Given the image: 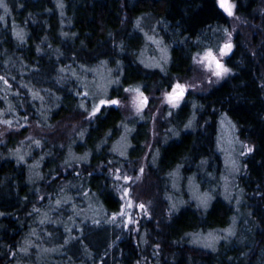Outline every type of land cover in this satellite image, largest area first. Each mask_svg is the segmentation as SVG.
Here are the masks:
<instances>
[{
  "label": "trees",
  "instance_id": "1",
  "mask_svg": "<svg viewBox=\"0 0 264 264\" xmlns=\"http://www.w3.org/2000/svg\"><path fill=\"white\" fill-rule=\"evenodd\" d=\"M234 1L237 15L248 25L235 37L234 54L227 59L235 75L208 93H190L168 121L167 129L182 130L194 101L203 105L197 119L207 131L182 132L179 139L170 138L167 144L152 147L149 161L156 148L161 156L158 166L152 167L155 183L148 194L152 199L158 197L161 209L156 213L151 209L152 221L144 217L133 233V227L126 229L116 217L122 204L108 161L119 165L145 156L148 120L125 121L121 110L113 106L102 109L97 120L89 124L77 107L82 96L74 93L90 91L92 81L101 75L104 79L103 71L117 68L116 59L121 60L124 74L118 94L117 86H111V98L119 99L124 94L122 88L137 85L149 93L168 90L170 81L191 75L192 56L222 43V33L214 34L210 29L219 26L231 30L230 19L219 9L217 0H4L9 12L0 7L4 17L0 21V112L6 114L0 120L12 124L0 123V127L20 131L0 140V264L28 263L27 257H35L39 247L46 257L56 252L53 259L47 258L48 264H264V0ZM61 3L63 9L58 7ZM136 20L141 21L142 31L135 29ZM20 31L23 42L15 35ZM145 32L158 34L157 38L164 37L171 45L168 76L138 63L139 59L150 63L155 53ZM185 37L184 44L176 43ZM196 39L202 41L199 48L193 43ZM121 42L126 48L122 55L119 49L115 56L103 55ZM101 61H107V66H101ZM112 78H116L115 71ZM33 92L44 97L43 106L33 100ZM50 93L54 95L50 97ZM56 96L60 97L59 107L54 106ZM9 107L11 111H7ZM50 107L52 111L47 112ZM41 110L48 117L46 122ZM25 114L28 120L23 119ZM225 114L237 125L241 142L254 148L243 157L236 189L229 188L227 193L221 171L223 152L217 150ZM68 122L70 134L63 140L27 136L32 125L53 133ZM125 124L135 129L129 134L135 150L130 148L127 159L111 150L120 142ZM81 128L88 129L83 142L78 138ZM108 132L117 134L108 140L107 150L97 152L96 145ZM36 140L42 147H36ZM69 146L74 157L90 153L87 163L72 160L79 176L64 163L71 160ZM17 154L24 155L23 164L17 162ZM197 156L208 160L209 175L197 171ZM177 165H182L176 180L181 187L187 177L195 175L196 186L212 196L207 211H197V202L187 199L185 190H173L169 174ZM205 177L213 185L220 181L221 187H206ZM165 196L188 203L169 218ZM157 215L163 219L158 228L154 225L160 221ZM113 216L115 222H109ZM228 230L234 235L220 240L215 251L193 243V237L209 232L224 233L223 237ZM53 238L57 240L51 244ZM44 248L51 252H44Z\"/></svg>",
  "mask_w": 264,
  "mask_h": 264
},
{
  "label": "snow or ice",
  "instance_id": "2",
  "mask_svg": "<svg viewBox=\"0 0 264 264\" xmlns=\"http://www.w3.org/2000/svg\"><path fill=\"white\" fill-rule=\"evenodd\" d=\"M217 4H218L219 9L222 10V12L224 14H226V16L228 18H233L235 16L237 6L233 3H231L230 0H217ZM0 7L3 8L5 13L9 12L7 5L4 3V0H0ZM58 7L63 9L64 5L61 3V4H58ZM61 15H63V12H61ZM3 19H4V17L0 16V21H2ZM161 23H163V22H161ZM135 29L142 31V25H141L140 20H136ZM210 30L214 34H221L222 33V37H221L222 43L218 44L215 49L206 48L203 51L202 55L199 52H197V54L192 56L191 59L195 65L202 66L208 73H210V77L214 78V80L209 78L207 80V83L219 84L221 81H224L225 79L235 75V73L233 72V69L231 67L227 66V63L225 60V58H231L233 56L235 45L233 43L232 33L229 31V29L227 27L221 28V27L217 26L215 29H210ZM151 31L153 33H155V28L151 29ZM165 31H167L166 25H165ZM15 35L18 39H20L23 42V35L24 34L22 31L16 32ZM64 35H67V34L65 33ZM200 35L203 36V33H200ZM144 36H145L146 40H148L151 44L155 45L156 51L158 53H160V55H159V57H153L151 63H145V61L143 59H139L138 63L143 65V67L146 69H150V70L158 69L160 73L164 74V76H168L169 73H168L167 65H169L172 62V58L170 55L171 45L169 43L165 42L164 37L157 38L158 34L149 35L147 32H145ZM187 40H188V37H185L183 41L177 40L176 43L177 44H184L185 41H187ZM193 43L199 48L202 41L200 39H196L193 41ZM117 49H119V53L121 55L126 51L125 45L121 42L119 44H115L110 52H105V53H103V55L115 56V55H117ZM37 51L38 52L40 51L39 48H37ZM142 55H143V53H141V56ZM96 58L99 59V56H97ZM107 63H108L107 61H101V66L106 67ZM114 63H116L117 68L115 70L108 69V75L105 78L106 83L102 87L100 95L90 94L88 91H84L83 93H79V92L74 93L75 95L82 96L77 107L82 113L85 114L83 116V119L87 120L89 122V124H91L97 120V118L102 114V109L111 108L113 106H115L117 108L123 107V104H122L120 99L111 98L108 95V87L111 85L117 86L116 87L117 94L121 90L120 77L123 76V74H124V67H123L120 59H116L114 61ZM85 70H88V69H85ZM59 71L63 72L64 69H60ZM113 71H115V75H116L115 79L112 78ZM73 75H75V73H73ZM0 79H2V77H0ZM62 79H63V77L58 78L57 83H60ZM77 79H78V77H77ZM5 84H7V81H5ZM22 86L26 87L25 85H22ZM197 87H199V85H197ZM141 88H142V86H140V85H137L135 87L130 86V87L122 88V91L124 93H128V94H132V93L135 94V96L132 100V105H133V108L135 110V115L140 120H143V119H145V115H144L145 109H149L150 100H149V97L144 94L145 91H147V89L144 88V90L142 91ZM194 90L195 89L192 88L188 84H184L181 82H174L173 83L170 81L169 82V90L164 91L163 96H162V101H161L164 105L167 106V108L165 109V111L167 112V117H173L174 110H180L182 105L186 102V99L188 98L189 92L194 91ZM45 91H47V90H45ZM261 91H264V86H261ZM16 95H19V94L17 93ZM49 95L51 97L54 94L50 93ZM32 98L34 101L39 100L41 102V106H43V104L45 103L44 97L40 96L38 92H33ZM124 99H127V97H125ZM59 101H60V97L56 96L55 97L56 103L54 104L55 107H59V103H58ZM191 110H192L191 116L188 119L187 123L184 124V127L182 130H178L176 128H168L167 129V132L170 133V136L164 137V143L165 144L168 143L170 138L171 139H179L181 137L182 132L187 133V134H196V133L204 134V133H206L207 128L201 127L200 123L197 119V113L203 111V105H198L194 101H192L191 102ZM7 111H11V107H9V109ZM51 111H52L51 107L47 109V112H51ZM149 111H150V109H149ZM5 114L6 113H4V112H0V116H3ZM39 114L46 122L48 117L45 114V112L43 110H41V112ZM161 115H163V113H161ZM176 118L178 119V117H176ZM23 119L24 120L29 119L27 114H25L23 116ZM0 123H5V124L9 125V127H10L12 124V121L0 120ZM205 123H207V122H205ZM220 123H221L222 127L225 123L229 127L230 136H231L229 143L231 144L234 142L237 144H241V147L244 149V151L240 152L241 156H247L248 154H250L254 151L253 147H250L248 144L242 143L238 139V137H235L234 134L237 130V125L233 124L230 120H228L226 114L221 117ZM123 128H124V133L121 136V141L126 142L128 135L130 133L134 132L135 129L127 128L126 124L123 125ZM115 134H117V133L108 132L106 134V136L104 137V139L101 140V142L96 145V151L99 152L102 148L107 150L108 140ZM87 135H88V129L87 128H81L80 130H78V138L81 142L84 141V139ZM34 143H35L37 148L42 147L41 142L39 140H36ZM73 143H75V141H73ZM159 143H160V141L157 140V144H159ZM221 144H222V141L220 138H218L217 139V150L218 151H224V149L221 147ZM128 148H133V145H131L130 142H126L124 144V148L122 150L118 149L115 146H113L111 150L113 151L114 154L120 155L121 157L127 159V149ZM133 150H135V149L133 148ZM17 151L19 152V150H17ZM50 154L51 153H48V155H50ZM89 155H90V153H85V155L83 157H74V156H72L71 147L69 146V156L71 157V160H65L64 163L68 167L72 168L73 172H75V174L77 176H79L80 172L76 171V169L73 168L72 160H75L77 163H87ZM160 156H161L160 149L156 148L154 150V154H153V156L149 162L152 167L158 166V163L160 161ZM16 159H17L18 163L23 164L25 157H24V155L17 154ZM43 159H44V156L42 155L41 160H43ZM195 159L200 160L199 164L197 165V171L198 172L204 171L205 175H209L208 172L206 171L207 166H208V160L207 159H200L198 156L195 157ZM108 163L110 165L115 164V162L113 160H109ZM38 164H39V162H37V166H38ZM189 166H191V165H189ZM29 167L31 168L32 165H29ZM181 167H182V165H177L174 172L169 174L170 177L173 179L172 188L174 191L180 190L177 187L176 180L180 176ZM226 167L231 172H238L240 165L236 160H232L229 158L228 162L226 164ZM139 173L141 175H143L145 173V168L143 166L139 167ZM89 174H91V173H89ZM113 176H114V179L116 181L123 180L124 185H130L132 183V177L129 176L127 173H124L122 175L121 169L119 167L115 168ZM209 179H215V177L209 176ZM187 180H188L189 186L192 187L195 184L196 176L195 175L189 176V177H187ZM114 189L117 192L122 193V195L120 196V199L125 200L127 208H132L133 202L129 198L130 197V189L128 187H122L119 184L114 185ZM225 193H227V186H225ZM85 195H87V193H85ZM225 198L229 199V202H231L230 197L228 195H225ZM165 199L168 201L167 213H168L169 218H172L173 216L178 214L182 205L186 206V202L183 200L174 201L171 196H165ZM193 199H195L197 201V203H196V210L197 211H199L200 209H204L205 211H207V209L209 207V203L212 200V196L206 193L204 196H194ZM237 203H239V200H237ZM59 204H60V201H57L58 206H59ZM136 207L149 220L152 219V216L149 215V209L146 208L145 204L140 203V204L136 205ZM119 215L121 217H124L123 224H124V227L126 229L128 228L129 225L134 224V223H138V221L133 220L131 213H126L125 211L122 210V211H120ZM115 220H116V217L113 216L111 221H109V222H115ZM44 222H45L44 220L41 221V223H44ZM69 231H71V230L69 229ZM137 231H138V229H137ZM232 235H234V233L231 230H228L227 234L223 237L213 236V234L210 233L209 237L203 238V242H201V240L198 239L197 237H193V243H202L203 247L211 248L213 251H215L216 249H215L214 245L216 243H218L220 239L227 240L228 237L232 236ZM146 242L147 241H145V243ZM65 243H68V241L66 240ZM157 247H159V245H157Z\"/></svg>",
  "mask_w": 264,
  "mask_h": 264
},
{
  "label": "rangeland",
  "instance_id": "3",
  "mask_svg": "<svg viewBox=\"0 0 264 264\" xmlns=\"http://www.w3.org/2000/svg\"><path fill=\"white\" fill-rule=\"evenodd\" d=\"M230 2L236 5V2L234 0H230ZM229 19L231 21V30H229V31L232 33L233 43H234L235 37L240 33V31L243 28L247 27L248 25L244 20H242L237 15V13L235 14V16L233 18H229ZM154 48H155V53H154V56L151 57V61H149L150 63L152 62L153 57H159V55H160V53H158L156 51L155 45H154ZM200 54L202 55L203 52ZM227 59L228 58H225L226 63H227ZM102 74H104V79L102 78L103 75H101V76H98L96 82L92 81L89 84L90 91L87 89L89 93L92 92L91 94H95V95L101 94L102 87L106 83L105 78L107 77L108 72L103 71ZM209 78L214 80V78L210 77V73H208L202 66L195 65L193 63L191 75L189 77H184V78H181L180 80H176L175 82H181L184 84H188L192 88L195 89L194 91H190L189 94L190 93L205 94V93H208L209 91H211L213 88L220 86L226 80L225 79L224 81H221L219 84H216V83L209 84V83H207V80ZM102 82H104V84H102ZM197 85H199V87H197ZM111 86L108 87V93L110 91ZM164 91H166V90L156 89V90H153L151 93H149V92L144 93L146 96L149 97V100H150V105H149L150 111H149V109H145V114H144L145 118L148 120V125H149L148 131H149V135H150L149 142L146 145L147 152H146L145 156L143 158H141L140 160H135V161H130V162L125 161L119 165L108 164V168L110 169V174H112V176H113L115 168L119 167L121 169L122 175L124 173H127L129 176L132 177V183L130 185H124L123 180H120V181H116L115 179L114 180H115V185L119 184L122 187H128L130 189V197L129 198L133 202V207L127 208L125 200L120 199L121 204H122L120 211L123 210L126 213H131L133 220L138 221V223H134V224H131L128 226V228L133 227V231H132L133 233H135L137 231V229L139 230L138 227L140 226L142 219L144 217H146V216H144V214L142 212H140L138 210L136 205H138L140 203L145 204L146 208L149 209V215H150V212L153 213L152 217L154 215V212L155 213L159 212L161 209L160 206L158 205L159 204L157 201L158 197L156 199H152L151 196H149V194H148L149 192H151V190H153L152 184L154 185V183H155V182L153 183L154 172H153L152 166L149 163L150 161L148 159V154L152 150V147L157 144V140L160 141L159 144H161V143L164 144V137L166 135L165 133L167 132L166 127L168 125V121L171 119V117H167V112L165 111L167 106L161 102ZM134 96H135L134 93H132V94L124 93L123 96L119 98L123 104V107H121L119 109L121 110L125 121H132V120H136V119L140 120L135 115V110H134L133 105H132V100H133ZM125 97H127V99H124ZM176 111L177 110H174L173 114ZM161 113H163V115H161ZM70 127H71V124L68 122V123H65L64 126H62L57 131H51L53 133H50L49 131H45L43 129L36 127L35 125L34 126L32 125L28 128L27 136L28 137H45V138L48 137V138H51L50 140H52V141H54L56 139H62L63 140L64 138L69 137ZM19 131H20V129L18 130V129H8V128L0 127V140H2L5 135L12 134V132L18 133ZM236 133H237V131L235 132L234 135H235V137H238L236 135ZM219 136H220V139L222 141L221 147L224 149V151H221V152H223V160H224V162H223L224 165H223V168L221 167L222 168L221 171H222V173H225L227 190L229 188L236 189L237 183L235 180H237L238 177L240 176V172L243 168V166H242L243 165V157H245V156H241L240 152L244 151V149L241 147V144H237L234 142L231 144L229 143L231 136H230L229 127L226 123L223 125V127L220 126V135ZM238 139H239V137H238ZM52 141H50V142H52ZM126 142H130L129 135L127 137ZM126 142H123L120 140V142L116 144V147L118 149L122 150L124 148V144ZM244 144H246V143H244ZM129 150H130V148L127 149V155L129 153ZM224 153H225V157H224ZM229 158L232 160H236L239 163L240 168H239L238 172H231L226 167V164H227ZM141 166H143L145 168V173L143 175H141L139 173V167H141ZM113 178H114V176H113ZM203 183L206 187H210V186L211 187H213V186L214 187H221V185H222L220 183V181H219V183L213 185V184H211L212 183L211 181L206 179V177L204 178ZM179 186H180L179 191L182 192V190H185V194L187 196V199H190L191 201H193L195 203L197 201L195 199H193L194 196H204L205 195V194H203L204 191H202L199 186L197 187L196 184H194L192 187H190L188 184V181H187V183L183 184L182 187L178 181L177 187H179ZM118 193H119V198H120L122 193H120V192H118ZM155 194H156V192H155ZM155 194H154V196H155ZM156 195H158V194H156ZM180 195L182 197H184V193H181ZM186 202L188 203V200ZM151 209L154 212L151 211ZM116 217H119L120 219H122V221L124 220V217H121L119 214ZM157 217L160 218V221H156V223L154 225H157L156 227L158 228L160 226L161 222H163V221H161L163 219L159 215H157ZM210 233L213 234V236H221V237H222V234H224V233H218V232H209L206 234L199 235L198 239H200L201 242H203V238L209 237ZM56 240H57L56 238H53V241L52 240L50 241L51 244L55 243ZM220 240H222V239H220ZM220 240L218 243H216L214 245L216 249L220 243ZM195 244L200 248H203L206 250L210 249V251H212L211 248L203 247L202 243H195ZM47 246H49V245L47 244ZM43 250L45 252L46 248H44ZM46 252H51V251L49 250ZM55 255H56V252L54 251V252L48 254V257H46L44 255V253L42 252L41 248L39 247L36 256L35 257H29V258L27 257L29 262L28 263L25 262L24 264H38V263L48 264V262H47L48 259H51V258L53 259V257ZM43 258H45V259H43ZM44 260H46L45 263H43ZM32 261H35V262H32Z\"/></svg>",
  "mask_w": 264,
  "mask_h": 264
}]
</instances>
